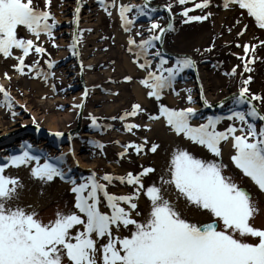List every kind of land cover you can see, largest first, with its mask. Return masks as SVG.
Here are the masks:
<instances>
[{
	"label": "rangeland",
	"instance_id": "374dc122",
	"mask_svg": "<svg viewBox=\"0 0 264 264\" xmlns=\"http://www.w3.org/2000/svg\"><path fill=\"white\" fill-rule=\"evenodd\" d=\"M200 2L201 0H188L186 4L180 5L178 0H148L145 9L148 16L139 15L136 8L126 14L133 20L126 31L119 15V6L143 5L142 0H104L107 11L98 0H51L50 11L58 22L53 29V38L41 33L37 40L26 29L19 30L21 38L33 39L46 51L30 52L25 57L23 73L14 67L19 63L16 57L22 54L21 50L14 49L13 55L8 58L0 54V85L10 94L13 105L8 108L3 102V93H0V164L6 163L4 157L10 155L8 150L11 146L18 144L21 139L34 138L32 141L36 144L39 141L46 143V154L52 153L53 149L55 152L52 154L58 155L57 152L60 153L62 147H68L69 152L64 156L63 162L85 176L91 172H95L97 178L106 173L113 176H126L127 173L139 175L144 168H153L154 172L141 177L146 188L153 183L159 186L162 175L167 178L171 153L180 146L197 158L222 160L227 165L225 174L233 176L241 187L251 192L259 207L252 223L264 228V192L235 168L230 160L234 153L230 141L222 142V155L214 157L203 146L183 135H177L162 116L157 120L150 119L151 116H159L161 104L180 109L203 101L201 89L212 107H201L198 115L190 121L193 126L203 123L212 111L228 115V108L233 107V96L229 95L239 92L243 86L242 81L249 76V93L264 97V46L260 45V41H264V29L256 25L254 18L249 17L246 10L235 5L225 8L224 0H210L208 7L195 8V3ZM156 4L172 5L171 24L174 30H167L162 46L171 53L188 54L196 63L194 70L185 69L177 78L174 83L175 92L165 89L160 100L149 97V89L141 83L147 76V71L156 70L159 63L152 55L159 50L156 41L155 47L148 50L147 59L151 61V68L148 70L139 67L145 60L143 55L137 57L139 49L135 45H129V39L135 40L137 45L141 40L148 39L153 34L149 31L153 21L161 26L167 22L163 13L156 8L152 11ZM78 5L79 21L76 22L75 8ZM39 7H45L44 0H39ZM184 8L193 9L189 15L207 18L185 22L187 17L182 15ZM74 35L78 37L75 48L78 55H73L70 47ZM245 44L256 45L255 52L249 51L245 56ZM165 59V67L174 65L173 61L177 60ZM246 60H253L249 64L251 72L245 71ZM50 61L53 62L51 68L48 67ZM233 68H236L235 74L229 75ZM44 73H48L47 79ZM126 77L131 79H125ZM188 89H191L192 103L187 101ZM85 91L86 97L83 95ZM224 99L225 106L221 107L219 102ZM252 103L264 115V102L255 100ZM80 104L83 107H77ZM134 104L141 105L142 110L135 116L119 119L125 112H130ZM234 107L246 112L251 105L245 103ZM80 109L81 120L78 122ZM92 117L96 118L97 127L92 126ZM246 119L255 123L258 129L262 126L259 118ZM128 124L139 127H133L129 131L125 127ZM230 124L237 128L236 134L239 135V120L223 119L217 125V130L223 131ZM40 130L48 132V135L39 134ZM56 132L64 135L55 136ZM152 143L159 145L155 153L151 151ZM128 145H143V148L137 152L135 147H128L125 151V146ZM35 163L30 161L28 165L19 167L10 165L5 174L18 178L22 185L18 189L17 203L28 207L29 211L35 209L39 218L47 222L54 218L57 208H72L75 194L71 193L70 185L61 186L58 177L50 182L33 177L31 168ZM100 182L107 183L103 180ZM137 187L139 186L129 185L126 181L121 183L113 180L108 184L107 191L126 195L135 193ZM172 191V198L175 200L174 190ZM135 202L142 213L149 210L150 201L143 192ZM177 203L181 211L194 222L207 219L205 210H198L195 206L186 208L182 197ZM105 204L106 201L101 205L102 210L110 212Z\"/></svg>",
	"mask_w": 264,
	"mask_h": 264
},
{
	"label": "snow or ice",
	"instance_id": "6c2138e0",
	"mask_svg": "<svg viewBox=\"0 0 264 264\" xmlns=\"http://www.w3.org/2000/svg\"><path fill=\"white\" fill-rule=\"evenodd\" d=\"M98 2L107 11L104 0ZM187 2L178 0L180 5ZM209 3L210 0H201L194 7L206 8ZM44 4L45 7L41 9L39 0H0V54L8 58L13 55L14 49L21 50L22 54L16 57L19 63L14 66L21 73L26 66L25 57L30 52L44 53L46 49L37 45L33 39L21 38L20 28L26 29L37 40L41 33L53 38V29L58 22L50 11L51 0H44ZM232 5L246 10L256 25L264 29V0H224L225 8ZM166 7L171 10L172 5ZM133 8L138 10L139 15H149L145 11L147 4H121L119 15L126 31L129 30L128 25L133 23L126 14ZM191 11L193 9L184 8L182 15L187 17L185 22L207 18L189 15ZM79 12L78 5L75 8L76 22L79 21ZM167 30H174L171 23L167 25ZM149 31L153 34L141 40L138 45L135 40L129 39V45L139 49L137 57H145L144 63L139 64L145 70L151 68V61L147 59L148 50L155 47V41L162 40L166 28L153 21ZM77 43L78 37L74 35L70 45L73 55H78L75 52ZM260 45L264 46V41H260ZM243 48L247 56L249 51L255 52L256 45L245 44ZM152 55L159 58V63L156 70L147 71L141 83L149 89V97L160 100L165 89L175 92L174 83L177 78L185 69L194 68L196 63L185 56L177 59L173 66L165 67L167 60L159 50ZM252 62L245 61V71H252L249 67ZM52 66L53 62L50 61L48 67ZM235 72L236 68H233L229 75ZM44 76L47 79L48 73H44ZM250 81L249 76L242 81L243 86L238 95L233 94V107L228 108L230 114L226 117L209 115L205 123L193 126L190 121L198 115L196 108L177 109L161 104L159 116H151L150 119L157 120L162 116L177 135H183L203 146L214 157L222 155V142L230 141V147L234 149L230 156L231 162L243 176L250 178L264 192V125L258 129L255 123L246 119L252 117L253 120L259 118L264 121V115L252 104L255 100L264 102V97L249 93L247 85ZM187 91V101L192 103L191 89ZM0 93H3L6 106L12 108V98L2 85ZM83 95L86 97L87 92ZM201 99L205 106L212 107L203 96V89ZM219 103L224 107L226 101L221 100ZM245 103L251 105L246 112L234 107ZM77 107H83V104ZM141 110V105L134 104L132 110L125 112L119 119L135 116ZM91 119L92 126L97 127L96 118ZM223 119L239 120L240 134H236L237 128L232 124L223 131L217 130V125ZM125 127L131 131L139 125L128 124ZM54 135L59 137L64 134L56 132ZM31 147L22 145L19 155L4 157L6 163L0 164V264H264V228L252 223L259 212L257 202L251 192L241 187L233 176L225 174L227 165L222 160L197 158L190 151L177 146L171 153L167 178L162 175L159 186L153 183L145 188L141 177L154 172L153 168H144L139 175L127 173L126 176H113L106 173L99 178L95 172H91L86 177L81 176L78 183L70 175L71 168L66 172L60 166L64 161L63 153L55 157L45 155L41 163V156L29 151ZM128 147H135L139 152L143 145H128L125 151ZM158 148V144H151L153 153ZM30 161L36 162L31 168L33 177L45 182L53 181L56 177L67 180L72 185L70 191L75 194L73 207L66 210L57 208L54 218L47 222L39 218L35 209L29 211L28 207L17 203L18 189L22 185L18 178L5 174L10 165L19 167L28 165ZM101 180L107 183H101ZM113 180L121 183L126 181L129 185L139 187L133 194H111L107 187ZM172 190L175 200L172 198ZM141 192L150 201L146 213H142L135 202ZM181 197L186 208L195 206L198 210H205L207 219L195 222L189 219L177 203ZM105 201L104 206L110 212L102 210L101 205Z\"/></svg>",
	"mask_w": 264,
	"mask_h": 264
},
{
	"label": "water",
	"instance_id": "95a60500",
	"mask_svg": "<svg viewBox=\"0 0 264 264\" xmlns=\"http://www.w3.org/2000/svg\"><path fill=\"white\" fill-rule=\"evenodd\" d=\"M153 7H158L159 9H161V13H165V15L167 17V23L163 27H165L167 29V25L172 22V18H173V15H172L171 11L168 8H166V7L162 6V5H154ZM162 39H163V36H162ZM157 44H158L159 48L162 51H164V49L162 48V40L157 41ZM164 52H165L166 56H168V57H185V56L190 57L188 54L170 53V52H166V51H164ZM195 80L198 83V80L196 78H195ZM229 96H231V95H229ZM200 105L205 106L203 102H200ZM81 110L82 109H80V112H79V115H78V122H80V120H81ZM262 122H264V121H262ZM42 132L44 133V131H42Z\"/></svg>",
	"mask_w": 264,
	"mask_h": 264
},
{
	"label": "bare ground",
	"instance_id": "6f19581e",
	"mask_svg": "<svg viewBox=\"0 0 264 264\" xmlns=\"http://www.w3.org/2000/svg\"><path fill=\"white\" fill-rule=\"evenodd\" d=\"M136 94H137V93H136ZM137 96H139V92H138ZM192 107H193V108H196L198 111L202 109L199 103H195V104H193ZM208 116H209V115H208ZM39 132L43 133L42 130H40ZM45 132H46V131H45ZM46 134H48V132H46ZM33 139H34V138H31L30 140H33ZM38 145H39L40 148H44L45 145H46V143H44V141H39ZM62 146H63V145H62ZM64 146H65V145H64ZM68 150H69L68 147H62V149L60 150V153L57 152V154L60 155L61 153H63L64 156H65V155L69 152ZM51 151H52V153L55 152L53 149H52ZM52 153H51V154H52ZM61 186H65V183L61 184Z\"/></svg>",
	"mask_w": 264,
	"mask_h": 264
}]
</instances>
